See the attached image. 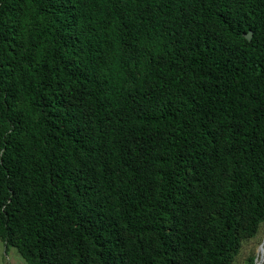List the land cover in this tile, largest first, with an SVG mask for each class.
Masks as SVG:
<instances>
[{
    "label": "trees",
    "instance_id": "trees-1",
    "mask_svg": "<svg viewBox=\"0 0 264 264\" xmlns=\"http://www.w3.org/2000/svg\"><path fill=\"white\" fill-rule=\"evenodd\" d=\"M263 222L264 0H0L7 248L235 264Z\"/></svg>",
    "mask_w": 264,
    "mask_h": 264
},
{
    "label": "rangeland",
    "instance_id": "rangeland-1",
    "mask_svg": "<svg viewBox=\"0 0 264 264\" xmlns=\"http://www.w3.org/2000/svg\"><path fill=\"white\" fill-rule=\"evenodd\" d=\"M264 244V222L261 223L256 236L246 241L236 257L235 264H243L249 255H254L256 263L258 258L264 260L262 246ZM262 252V254H260ZM0 264H26L20 251L15 246L6 247L0 238ZM264 264V261H263Z\"/></svg>",
    "mask_w": 264,
    "mask_h": 264
},
{
    "label": "bare ground",
    "instance_id": "bare-ground-1",
    "mask_svg": "<svg viewBox=\"0 0 264 264\" xmlns=\"http://www.w3.org/2000/svg\"><path fill=\"white\" fill-rule=\"evenodd\" d=\"M262 249H263V256H264V244H263V246H262ZM260 254H262V252H261ZM263 261H264V260H262L261 258H258V260H257V264H263Z\"/></svg>",
    "mask_w": 264,
    "mask_h": 264
},
{
    "label": "water",
    "instance_id": "water-1",
    "mask_svg": "<svg viewBox=\"0 0 264 264\" xmlns=\"http://www.w3.org/2000/svg\"><path fill=\"white\" fill-rule=\"evenodd\" d=\"M244 35H245L248 39H251V37H252V32L249 31V32L245 33ZM256 264H257V263H256Z\"/></svg>",
    "mask_w": 264,
    "mask_h": 264
}]
</instances>
